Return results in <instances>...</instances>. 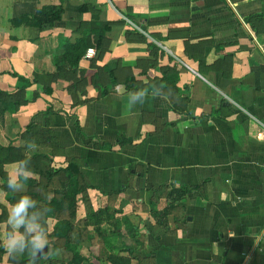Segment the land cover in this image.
<instances>
[{
  "label": "crops",
  "instance_id": "obj_1",
  "mask_svg": "<svg viewBox=\"0 0 264 264\" xmlns=\"http://www.w3.org/2000/svg\"><path fill=\"white\" fill-rule=\"evenodd\" d=\"M51 7L59 21H27ZM67 61L91 79L88 102L74 106L62 79L18 119L48 121L115 209L122 264H264V0H0V90H16L14 74L64 78ZM103 66L121 84L160 83L103 97Z\"/></svg>",
  "mask_w": 264,
  "mask_h": 264
},
{
  "label": "rangeland",
  "instance_id": "obj_2",
  "mask_svg": "<svg viewBox=\"0 0 264 264\" xmlns=\"http://www.w3.org/2000/svg\"><path fill=\"white\" fill-rule=\"evenodd\" d=\"M67 64L69 70L66 71L64 78L59 76L26 78L32 82L27 93L33 88L39 89L35 90L30 98L26 95V103L21 104L18 109L5 112L0 103V262L5 264H20L31 258L36 261L34 264H68L72 255L65 250L64 239L52 237L60 222L71 224L73 247L87 258L83 264H122L123 261L120 253L115 252L112 247L117 242L116 238L120 240L116 231L121 223L115 219V209L101 205L93 195V189L86 188L81 176L70 171V163L74 161L65 158L64 150L53 135L48 121L35 123L32 120L30 123L21 124L18 119L22 107L27 106L33 99L49 98L53 88L62 79L70 81V87L77 79H83L82 86L85 88L92 84L91 79L82 71L76 74L75 62L67 61ZM21 86L22 83L18 81L15 91L3 92L15 93ZM50 114L52 109H47V117ZM77 129L79 130V127ZM23 165H27L29 169L24 173L28 178L18 190H10L7 187L8 176L17 174V169ZM79 191L81 193L74 199H71V196L66 199V204H75L72 210L66 208L63 211L64 209H59L51 203L52 200H61L63 195ZM22 196L31 197L36 202L35 211L38 212L46 231V247L49 251L39 259H36L37 254L33 256L30 251L13 255L7 251L3 243L10 227L8 211ZM54 247L58 250L52 253Z\"/></svg>",
  "mask_w": 264,
  "mask_h": 264
},
{
  "label": "trees",
  "instance_id": "obj_3",
  "mask_svg": "<svg viewBox=\"0 0 264 264\" xmlns=\"http://www.w3.org/2000/svg\"><path fill=\"white\" fill-rule=\"evenodd\" d=\"M62 15V9L59 8H49V9H42L37 10V12L34 14L33 18L31 20H27L29 22H33L35 26L41 27L44 24H53L56 21H59L61 19ZM25 20V18H18L13 20L14 25L22 24V22ZM110 30L109 24L104 25H96L95 28H93V36L95 38V46L97 50H102L104 48V44H106V33ZM91 45L90 43L86 42V49L89 48ZM102 54V52H101ZM116 72L111 70V68L107 66H103L102 68H98V72L93 76V86L95 88H103L101 90V96H105L107 94V90L109 87H113L115 85H123L125 88H127V91H141L146 92L150 91L151 88H157L159 85V81H151V82H145V83H138L137 79H135L133 76H128L126 80L123 82V84L119 83L117 80ZM14 76L18 79L20 83H22L23 86L19 88L20 90L15 93H8L0 91V103L4 107L5 112H10L18 109L21 104L26 103V94L28 89L31 88L32 82H30L28 79L22 76H18L14 74ZM83 85V79L77 81L69 88L70 95L72 99L75 101L74 106L82 105L88 102V100L83 99L82 97L86 95V88L82 86ZM106 88V89H105ZM79 126L77 125V128ZM80 132V128L78 130ZM102 148H107V145L103 146ZM69 166L70 171H72L75 174H79L81 178L83 179V176L80 174L78 167L74 163H70ZM66 173V171H63ZM84 180V179H83ZM84 182V181H83ZM84 185L86 188H89L85 182ZM82 191V190H81ZM75 192L72 194L63 195L61 197V200H52V204L57 206L59 209H64L63 211L68 209H74L75 204H66V199L71 196V199H74L78 194L81 193ZM188 192V189L183 191V195H185ZM71 231L72 226L69 222H60L56 228L54 233L52 234V237H55L57 239L62 238L65 241V250L69 252L72 255L71 260L68 264H83L86 262L87 258L81 254V251L76 249V247H73V242L71 239ZM58 250L56 247H54L51 252H56ZM36 261L31 258L29 260H26V262H21L20 264H34Z\"/></svg>",
  "mask_w": 264,
  "mask_h": 264
},
{
  "label": "clouds",
  "instance_id": "obj_4",
  "mask_svg": "<svg viewBox=\"0 0 264 264\" xmlns=\"http://www.w3.org/2000/svg\"><path fill=\"white\" fill-rule=\"evenodd\" d=\"M27 171V165H23L17 169V174H10L7 187L13 191L18 190L28 178L24 175ZM36 209L37 204L31 197L22 196L8 211L10 227L3 243L9 253L18 255L30 251L35 256L46 247V231Z\"/></svg>",
  "mask_w": 264,
  "mask_h": 264
},
{
  "label": "water",
  "instance_id": "obj_5",
  "mask_svg": "<svg viewBox=\"0 0 264 264\" xmlns=\"http://www.w3.org/2000/svg\"><path fill=\"white\" fill-rule=\"evenodd\" d=\"M48 251H49L48 248L45 247L40 253L37 254L36 259L41 258V256L47 255Z\"/></svg>",
  "mask_w": 264,
  "mask_h": 264
},
{
  "label": "built area",
  "instance_id": "obj_6",
  "mask_svg": "<svg viewBox=\"0 0 264 264\" xmlns=\"http://www.w3.org/2000/svg\"><path fill=\"white\" fill-rule=\"evenodd\" d=\"M95 56V50H89L87 53V58H93ZM263 140H264V134L262 136Z\"/></svg>",
  "mask_w": 264,
  "mask_h": 264
}]
</instances>
